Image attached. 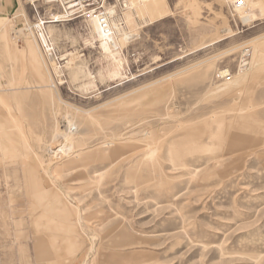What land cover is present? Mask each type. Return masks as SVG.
<instances>
[{
	"label": "rangeland",
	"instance_id": "1",
	"mask_svg": "<svg viewBox=\"0 0 264 264\" xmlns=\"http://www.w3.org/2000/svg\"><path fill=\"white\" fill-rule=\"evenodd\" d=\"M126 1L111 78L86 18L0 0V264H264V0Z\"/></svg>",
	"mask_w": 264,
	"mask_h": 264
},
{
	"label": "bare ground",
	"instance_id": "2",
	"mask_svg": "<svg viewBox=\"0 0 264 264\" xmlns=\"http://www.w3.org/2000/svg\"><path fill=\"white\" fill-rule=\"evenodd\" d=\"M131 1V0H130ZM136 1V0H135ZM153 0H143V2H151ZM129 2V0L126 1V3ZM235 3V6L240 9V8H243L245 6V0H235L234 1ZM129 12L127 13L128 15V18H131L132 16H134V12L131 11V9L133 8L132 5H128L126 4ZM114 10V9H113ZM137 10V9H136ZM127 11V10H126ZM131 11V12H130ZM108 12L110 14L113 15V19H112V26L113 28L115 29V33H116V26L114 24V18H115V13L114 11H112V9H108ZM136 13V12H135ZM67 17V16H66ZM68 19V18H67ZM41 20V19H40ZM88 21L91 22L93 28H94V31L96 32L97 36L99 37V39L102 41H98V38L96 37L95 33L93 32L92 28L90 27V24H88L89 22L87 21V30H88V36L87 38H85V43L87 45H92L94 47H96V45L99 43L100 46H99V50L101 53V57H102V60L103 61H106L107 63V66L105 68V72L107 74V76L111 77V78H121L123 77L124 73L123 71L125 70L124 69V64L120 61L119 59V51L117 49H113L111 47L115 45V34L112 35V36H109V35H106L105 32H103L98 24V20L96 18V16L92 15L89 19H87ZM43 24H52V23H57V22H63L60 21V20H49L48 23L47 22H44L43 20H41ZM120 21V20H119ZM120 24V23H119ZM118 27V26H117ZM121 27V26H120ZM43 36V35H42ZM43 43L46 45V39L45 37L43 36ZM108 46L106 47L104 45V43ZM111 47V49L109 48ZM95 49V48H94ZM226 69V68H225ZM102 71V70H101ZM241 72V71H240ZM104 73V71H103ZM229 73L228 70H225V71H222L220 73V76L221 77H225L227 76ZM105 76V74H104ZM108 78V77H107ZM233 84V83H232ZM236 84V83H235ZM226 85H231V84H226ZM95 87V86H94ZM87 88V87H86ZM72 123L69 122V129L72 128ZM68 130V129H67ZM70 132V131H69ZM66 145V144H65ZM64 149V148H63ZM63 149H59L57 151H55L54 153L57 155V153H59L61 150ZM175 167H180V164H177V165H174ZM183 168H187L188 166L187 165H183L181 166ZM11 198V197H10Z\"/></svg>",
	"mask_w": 264,
	"mask_h": 264
},
{
	"label": "built area",
	"instance_id": "3",
	"mask_svg": "<svg viewBox=\"0 0 264 264\" xmlns=\"http://www.w3.org/2000/svg\"><path fill=\"white\" fill-rule=\"evenodd\" d=\"M32 6L35 7V3L43 2L44 4H57L61 7L62 12L67 18H81L89 19L92 15L96 16L98 24L106 35L112 36L115 34V29L112 26L113 15L108 12V9L104 6V0H28ZM124 8V7H123ZM122 9V7H121ZM114 10L116 8L114 7ZM115 15V14H114ZM41 25L37 24L33 27L39 30V36L41 38ZM43 34V33H42ZM46 39V38H45ZM43 48L49 52V47L43 43Z\"/></svg>",
	"mask_w": 264,
	"mask_h": 264
}]
</instances>
